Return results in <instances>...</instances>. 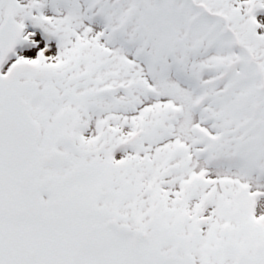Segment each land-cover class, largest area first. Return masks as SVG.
<instances>
[{"label": "snow or ice", "instance_id": "snow-or-ice-1", "mask_svg": "<svg viewBox=\"0 0 264 264\" xmlns=\"http://www.w3.org/2000/svg\"><path fill=\"white\" fill-rule=\"evenodd\" d=\"M0 264H264V0H0Z\"/></svg>", "mask_w": 264, "mask_h": 264}]
</instances>
